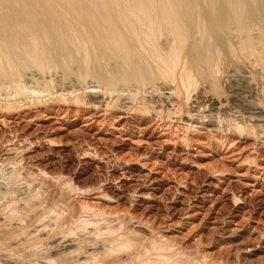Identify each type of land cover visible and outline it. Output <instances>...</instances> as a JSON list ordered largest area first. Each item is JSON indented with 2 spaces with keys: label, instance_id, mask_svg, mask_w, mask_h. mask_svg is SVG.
Segmentation results:
<instances>
[{
  "label": "rangeland",
  "instance_id": "374dc122",
  "mask_svg": "<svg viewBox=\"0 0 264 264\" xmlns=\"http://www.w3.org/2000/svg\"><path fill=\"white\" fill-rule=\"evenodd\" d=\"M227 65L218 99L204 83L171 106L149 93L148 114L129 103L109 109L105 96L0 103V168L21 173L0 181V264H144L159 254L264 264V77ZM7 187L29 199L10 207ZM69 229L132 244L111 256L80 241L65 250Z\"/></svg>",
  "mask_w": 264,
  "mask_h": 264
},
{
  "label": "bare ground",
  "instance_id": "6f19581e",
  "mask_svg": "<svg viewBox=\"0 0 264 264\" xmlns=\"http://www.w3.org/2000/svg\"><path fill=\"white\" fill-rule=\"evenodd\" d=\"M236 62L264 77V0H0V103L8 109L89 95L98 103L109 98L104 101L109 109L129 103L148 114L155 108L146 99L149 93L163 94L161 103L171 106L175 93L188 99L204 83L218 99L219 77ZM15 169L14 164L0 168L1 183L9 186L20 177ZM6 189L10 207L29 199L19 197V188ZM61 237L62 249L80 241L110 256L132 244L74 229ZM89 254L100 261L95 252ZM170 256H145L143 263L190 264ZM51 263L48 258L28 264Z\"/></svg>",
  "mask_w": 264,
  "mask_h": 264
}]
</instances>
